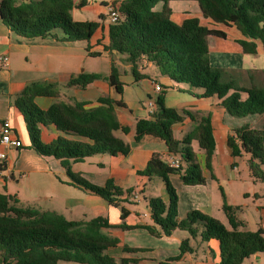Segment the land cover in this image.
<instances>
[{
  "label": "trees",
  "instance_id": "16d2710c",
  "mask_svg": "<svg viewBox=\"0 0 264 264\" xmlns=\"http://www.w3.org/2000/svg\"><path fill=\"white\" fill-rule=\"evenodd\" d=\"M107 6L116 4L118 20L110 23V43L105 48L117 51L120 62L113 59L107 79L117 92H123L121 63L130 64L137 79L147 77L138 69L144 62H152L160 73L177 83H187L201 88L197 97L217 96L227 112L235 117L264 115V87L238 85L233 79H223L222 68L214 67L210 60L208 38H226L222 29L210 28L198 17H187L182 23L172 18V0H99ZM203 17L217 23L235 25L249 39H240L243 51L258 52V41L264 49V0H196ZM88 0H81L85 6ZM162 4L161 9L157 6ZM75 0H0V18L12 31L25 37L53 36L63 41L89 40L99 26L97 21L74 20L71 10ZM56 31H61L59 36ZM92 56L100 53L90 52ZM98 73H82L72 77L68 87H87L102 78ZM59 97L55 82H34L16 96L14 103L21 110L27 123L31 147L44 156L58 159L70 184L79 186L105 199L121 210L120 225H112L105 216L88 221H73L54 210H41L19 204L16 195L0 192V264H117L107 253L109 247L117 246L120 240L111 237L103 229L120 227L132 229L139 226L126 224L130 210L124 203L133 202L132 189L123 190L108 181L105 185L95 184L80 173L72 170V163L83 161L96 154H128L130 145L115 135L121 126L116 115V106H125L122 100L110 97L99 98L100 105L87 108L76 99H60L48 109L40 108L35 102L37 96ZM166 91L159 94L156 107L147 118H139L136 124L135 141L145 135L163 139L170 154L179 157V167L170 166L165 158L155 154L141 174L163 178L169 201L161 197L149 199L154 225L145 228L155 236H170L177 228L188 230L192 237L200 236L208 241H220L221 264H243L256 254L264 253V229H246V223L239 218L240 205L226 201L223 210L231 228L219 219L198 209L191 210L178 221L179 196L170 180V174L178 173L187 185L205 182L201 167L196 159L192 142L207 154L209 164L215 151L216 141L210 112H199L198 124L182 140L174 137L173 127L182 122L189 110L179 112L166 105ZM54 124L59 130L74 133L84 139H70L59 136L51 143H44L41 125ZM228 146L235 157L248 155V166L256 179L264 182V124L261 128L250 125L235 127L228 137ZM125 195V196H124ZM125 250L135 251L124 246ZM181 254L191 251L188 239L182 240ZM180 256L174 257L178 259ZM127 264L126 260H123Z\"/></svg>",
  "mask_w": 264,
  "mask_h": 264
},
{
  "label": "crops",
  "instance_id": "0c3cea01",
  "mask_svg": "<svg viewBox=\"0 0 264 264\" xmlns=\"http://www.w3.org/2000/svg\"><path fill=\"white\" fill-rule=\"evenodd\" d=\"M28 1L18 0L19 3ZM173 1L177 0L170 2L171 18L175 13ZM80 2L81 0H75V6L72 9L73 18L77 21L99 22L98 28L89 40L63 41L53 36L25 37L12 31L0 18V152H5L8 156L5 163L0 166V192L16 195L19 204L23 206L54 210L69 220L88 221L97 216H105L112 225L122 224L124 221L121 219L119 207L109 204L100 196L79 186L70 184V178L58 159L54 156L40 155L31 147L25 117L14 103L16 96L34 82L58 84L59 97L45 95L35 97V102L42 109H48L60 99H76L84 102L87 108L100 105L98 100L101 97H110L115 101L122 100L125 106H116L115 111L121 126L127 127L129 131L125 133L119 129L115 131V135L130 145L129 153L116 156L96 154L101 157L99 163L98 160H88L95 155L72 163L74 172L80 173L95 184L105 185L108 181H112L115 186L123 190L132 189L133 193L139 194L137 199L130 197L133 201L131 203L139 202L136 207H130L129 203H124L130 210L129 216L125 219L126 224L139 227L103 229V232L109 236L120 240L117 246L109 247L107 253L115 258L117 264H125L123 260H126L127 264H221L220 241L216 238L205 241L200 236L192 237L188 230L182 228H177L170 236L158 237L145 228V226L154 225L149 213L151 209L148 205L149 199L161 197L168 202L169 194L163 178L149 177L141 174L140 171L146 168L155 154L165 159L171 154L165 141L159 137L145 135L141 141H135L137 120L150 116L151 110L156 107L159 94L163 91H166L165 101L168 107L175 108L179 112L189 110L192 113V116L186 115L182 122L174 125V137L178 140H182L198 124L199 112H210L216 141L211 163L209 164L207 154L199 148L196 141L191 144L196 152V159L205 182L187 185L180 174H170L171 183L179 196L177 220H183L189 211L198 209L231 228L223 210V204L226 201L230 205L242 207L238 214L239 218L245 221L246 229L255 231L259 228L264 229V193L252 190V186L247 181L239 179L236 172L238 160L231 154L227 141L235 127L248 124L254 128H261L264 124V115L235 117L227 112L217 96H195L194 93L202 92L201 88H193L187 83L173 81L162 75L159 68L152 62H144L138 69L141 74L148 75L140 79L135 77L130 64L121 63L120 79L123 82V92H117L107 79L112 60L120 62L121 57L117 51L111 52L105 48L110 43L108 6L99 0H88V3L81 7ZM91 4H100L102 10H98L99 19H79L82 15H84L82 18L89 16L79 11H86L85 9ZM161 7L162 4L157 6L158 9ZM192 16L198 17L202 24L210 28L222 29L227 33L226 38L217 36L208 38L210 60L214 67L222 68L227 75L226 78L235 80L238 85L254 84L264 87V49L261 42H257L258 52L250 54L261 57L259 67L253 68L239 61L236 63V59H244L245 54H248L243 51L239 40L249 38L243 35L235 25L217 23L203 17L200 6L195 12L183 10L179 19L180 23ZM56 33L59 36L62 35L61 31ZM213 49L217 50L215 56H213ZM90 52L100 53L98 57L107 59L109 63L107 71L101 73L90 67L92 56ZM3 58L8 59L6 65L1 61ZM224 59L227 61H223ZM82 73H98L103 77L87 87L66 85L72 77ZM157 84L162 87L161 91L156 90ZM151 102L153 105L150 104ZM4 119L10 120L14 138L21 141L20 147L6 146L1 143ZM41 131L42 140L47 144L59 136L84 139L77 134L59 130L54 124L41 125ZM244 155L247 158V155ZM157 177L162 184L156 181ZM155 182L157 186L154 185ZM13 184L27 185L35 196V205L24 204L20 194L13 188ZM252 204L261 215V219L253 226L243 216L246 207ZM184 239L189 240L192 250L181 254L180 246ZM124 246L133 248L135 251L125 250ZM262 254L255 256L260 258ZM177 256L180 257L173 259ZM249 264H253L250 258Z\"/></svg>",
  "mask_w": 264,
  "mask_h": 264
},
{
  "label": "rangeland",
  "instance_id": "374dc122",
  "mask_svg": "<svg viewBox=\"0 0 264 264\" xmlns=\"http://www.w3.org/2000/svg\"><path fill=\"white\" fill-rule=\"evenodd\" d=\"M172 5H173V9L175 11L172 20L178 24H180L179 19L182 16L183 10H191L193 12L199 10V5H198L197 1L177 0V1H173ZM93 6H95V7H93ZM100 7H101L100 4L89 5L85 9L86 11H79L80 13L82 12V14H86L89 16H87L86 18H82V17H84V15H82V16H79V19H99L98 10H102ZM71 14H72V10H71ZM232 32L234 33L236 31H232ZM216 53H217V50L213 49V56L217 55ZM263 54H264V51H263ZM232 60L234 61V58ZM223 61L226 62L227 59H224ZM237 61L241 62L242 64L251 65L253 68L257 67V66L259 67L261 65V57L256 56V55L245 54L244 59H238V60L236 59L235 62L237 63ZM108 65H109V63L107 62V59H105V58H101L98 56H93V57L91 56L90 57V67L92 69H94L95 71H99L101 73H102V71H107ZM222 77H223V79L227 80L226 73L223 72ZM93 159L98 160V163H99L101 157H100V155H95L93 157L88 158V160H93ZM236 159L238 160L237 161L238 162V168H237L236 172L239 175L238 176L239 179L247 181L252 186V190L255 189L259 193H264V182L253 177L251 172H250V169L248 166V155H247V158H245V155H244V156L236 157ZM87 162H89V161H87ZM95 162H97V161H95ZM156 181H158L160 184H162V181L158 177L156 178ZM155 184L157 186V182H155L154 185ZM12 186H13V188L16 189L17 193L20 194L24 204L35 205V196L31 192V189H29V187L27 185L20 186V185L13 184ZM258 195L259 194H257V196ZM129 205H130V207H136L137 205H139V202L136 201V203H129ZM243 216L245 217V219H247L250 222V225H252V226L255 224V222H257V221H259V219H261L260 213H258L257 208L253 204L246 207ZM249 258L253 262V264H264V253L262 254V257H260V258H256L255 255H253ZM249 258H247L243 264H249ZM65 264H74V263H65Z\"/></svg>",
  "mask_w": 264,
  "mask_h": 264
},
{
  "label": "built area",
  "instance_id": "2783aa9c",
  "mask_svg": "<svg viewBox=\"0 0 264 264\" xmlns=\"http://www.w3.org/2000/svg\"><path fill=\"white\" fill-rule=\"evenodd\" d=\"M107 15H108V19L110 20V23L116 22L119 17L118 6L116 4L109 3ZM1 61L3 62L4 65H6L8 59L3 58V60ZM161 89L162 87L159 84H157L156 90L161 91ZM150 104L153 105V102H151ZM153 110L154 108L151 110V113L153 112ZM1 143L6 146H12V147H20L22 145L20 140L14 138L13 127L9 119L3 120L2 130H1ZM7 157L8 156L5 152H0V166H2L5 163V161L7 160ZM166 161L168 162L170 166H174V167H179L181 164L179 157L172 155V154L166 158ZM132 196L135 199H137L139 197V194L133 193Z\"/></svg>",
  "mask_w": 264,
  "mask_h": 264
},
{
  "label": "water",
  "instance_id": "95a60500",
  "mask_svg": "<svg viewBox=\"0 0 264 264\" xmlns=\"http://www.w3.org/2000/svg\"><path fill=\"white\" fill-rule=\"evenodd\" d=\"M149 213L151 214V218H153V214H152V210L151 209H149Z\"/></svg>",
  "mask_w": 264,
  "mask_h": 264
}]
</instances>
